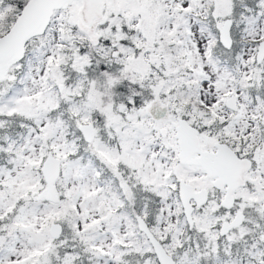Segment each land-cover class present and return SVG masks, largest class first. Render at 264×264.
Returning a JSON list of instances; mask_svg holds the SVG:
<instances>
[{
	"label": "snow or ice",
	"instance_id": "1",
	"mask_svg": "<svg viewBox=\"0 0 264 264\" xmlns=\"http://www.w3.org/2000/svg\"><path fill=\"white\" fill-rule=\"evenodd\" d=\"M0 264H264V0H0Z\"/></svg>",
	"mask_w": 264,
	"mask_h": 264
}]
</instances>
